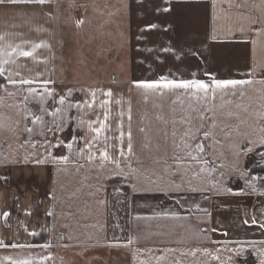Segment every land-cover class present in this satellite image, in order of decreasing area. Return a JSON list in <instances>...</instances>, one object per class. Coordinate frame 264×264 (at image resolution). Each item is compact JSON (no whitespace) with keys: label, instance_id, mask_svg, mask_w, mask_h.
<instances>
[{"label":"crops","instance_id":"obj_1","mask_svg":"<svg viewBox=\"0 0 264 264\" xmlns=\"http://www.w3.org/2000/svg\"><path fill=\"white\" fill-rule=\"evenodd\" d=\"M160 2L47 0L43 5L0 6V49L32 52L30 57L0 55L8 60L0 67L5 77L36 81L13 86L0 77V85L6 86L0 89V177H7L0 179V264L25 259L33 264H91L96 254L98 264H107L114 257L106 245H129L133 218L152 214L170 221L179 215L173 221L179 233L187 231L189 264L226 262L228 254L236 263L250 259L259 264L264 258V228L251 223L253 217L264 223V0H172L171 12L165 14L156 7ZM151 23L157 27L146 31ZM37 44L41 47L34 49ZM206 74L251 83L242 86L243 95L221 94L207 103L180 91L145 95L133 84L161 77L207 82ZM42 81H50L47 88L57 101L47 100L43 106L49 111L61 107V95L66 97L64 131L45 135L53 143L78 138L71 154L66 148L54 150L56 157L69 155L67 163H36L47 155L40 147L45 136L39 134L41 125L23 119V112L26 107L39 114L41 97L28 96L27 90H42ZM108 91L112 97L104 95ZM234 98L238 108L229 111ZM118 100L131 110L125 123L127 132L131 128L133 151L127 152L124 141L121 157L120 142L110 137L117 119L112 108L104 134L111 159H100L105 144L101 136L89 161L82 138L95 133L87 125L95 127L97 118L103 119L104 101ZM174 100L175 141L168 120ZM190 111L192 120L186 116ZM201 115L207 118L201 120ZM44 120L45 128L51 127L53 117L45 115ZM56 120L61 121V114ZM25 123L34 128L31 137ZM189 127L195 138L188 142L204 145L198 161L188 159L184 147ZM204 132L208 139L202 138ZM149 177L181 190L156 198L164 192L143 188ZM150 205L156 213H148ZM5 212L10 213L6 220ZM89 245L99 250L89 254ZM217 252L222 255L213 254Z\"/></svg>","mask_w":264,"mask_h":264},{"label":"snow or ice","instance_id":"obj_2","mask_svg":"<svg viewBox=\"0 0 264 264\" xmlns=\"http://www.w3.org/2000/svg\"><path fill=\"white\" fill-rule=\"evenodd\" d=\"M47 2V0H0V6H8V5H21V4H37V5H43ZM172 0H161V2L156 6L157 9L161 12V14L165 13H170L171 4ZM157 27L155 23H151L146 25L145 30L146 31H152ZM4 37L0 36V40H3ZM34 49L41 47V45L37 44L33 46ZM15 53L16 55L23 56V57H30L32 56L31 51H18L17 49H12L11 52L5 53L4 50L0 49V55H7L8 57H11ZM193 55H196V53H193ZM8 63V60H0V65ZM210 76V79L206 82L203 79L199 78H190V79H176V78H168V77H161L156 80L152 81H134V87L137 90H142L145 95L148 94H157L159 93L160 95L165 94V90L168 92H174V91H180L184 93L185 95H188L190 97L195 98L196 101H204L207 103L210 100H215L217 97V94H227L229 91L231 92L232 95H235L238 90H241L242 86L250 84V80H242V79H219L216 78L214 75L211 74H206ZM0 77H4L8 84H11L13 86H16L17 84L20 85H32L36 81L33 79H25L21 78L19 81L12 79L10 76L5 77V69L3 67H0ZM42 83L45 85V87L42 90H37L35 88H29L27 90L28 96L31 97H36L40 96L41 100L39 103L42 105L39 109V114L32 112L31 110L27 109L25 107L24 112H23V119L25 121H29L31 125H41L40 132L39 134L42 136H45V139L43 143L40 145V147H43L45 149V152L47 153L45 159H36L37 164H47V163H53V162H59V163H67L69 160V155H62L59 157H56L54 155V150L58 148H66L68 150V153L71 154L73 150V145L76 143H79V140L76 136H73L71 138L70 142H65L63 139H56V142L53 143V141L47 139V136L45 135V131L53 133L55 135L56 131H64L65 129V124L68 123V121H65L63 119V107L66 104V97L64 95H61L58 99V104L61 107H55L53 110L49 111L47 107H44L43 105L47 102L49 98L52 99L53 103H56V97L53 91L49 90L47 88V84L50 83V81H42ZM0 89L6 90L5 85H0ZM11 95V93H9ZM69 95H71V90H69ZM107 97H112V92L108 91L104 93ZM241 95H243V92L241 91ZM28 96L25 97V102H27ZM91 96L93 98V101L95 100L96 93L92 92ZM108 103L109 101H104L101 105L105 109L103 113V119H100L99 117L96 120V126L94 127L92 123H88L87 127L90 133H95L94 136H85L82 139L84 140V145L85 148L88 150V155L87 159L89 161L94 160V156L91 154V150L94 147V143L98 140H100L101 136L104 137L105 144L103 145V150L100 153V159L101 161L107 162L111 159L109 152L107 151L108 144L106 143L107 140L109 139L105 134L106 131L109 130V125L106 123V121L109 119L110 116V110L108 109ZM119 103V101H117ZM73 106L72 102H68V107L71 108ZM93 105L91 103L87 104V107L91 108ZM77 109H79L80 105L77 103L75 105ZM209 111L212 109L209 108ZM131 110L129 109V121L131 120V115H130ZM58 114H61V121L57 123L56 117ZM48 115L53 117V120L51 122V127L45 128V120L44 116ZM123 116V113L120 114ZM207 117L205 115H201L200 119L204 120ZM80 123H83L81 121ZM215 127V125H213ZM24 131L31 137V135L34 133V128L28 126V123H25ZM143 131V129H141ZM124 137H125V132L123 131V124L120 125V134H119V155L121 157L125 156V150H124ZM127 152L132 153L133 151V143H132V132L131 128L129 126V130L127 132ZM195 138V131L189 127V129L186 130L184 133V147L188 149V159H191L192 161H198L202 159V154L204 152V145L202 143H195L191 144L188 141L192 140ZM203 139H208L209 138V133L204 132L202 134ZM262 144H264V141H261ZM33 147H36L37 145L33 143ZM115 147V146H113ZM251 150V149H250ZM77 152L81 155L84 154V149L77 148ZM195 153V154H193ZM262 159H264V153L261 154ZM27 158H25V163H27ZM115 162V161H114ZM199 171H204L203 168H201ZM127 179V177H125ZM0 179L7 180V177H0ZM255 179V178H253ZM215 187V186H214ZM181 188L179 185L176 186L174 191H180ZM135 191V188H134ZM160 191H163V189H160ZM190 191L196 192L198 189L196 188H191ZM225 192L228 194L236 195V194H241V193H235L233 192L232 189H225ZM168 193L165 192V195ZM261 195H264V192L261 193ZM179 203V201H177ZM10 215L9 212L3 213V217L6 220L7 217ZM48 215H51L49 212ZM174 218L180 219L178 214H173ZM245 224H248L249 221L245 220ZM252 224H258L259 226L264 228V223L258 222L255 217L252 218L251 220ZM213 231H216L213 229ZM32 235H36V233H31ZM131 242V241H129ZM2 244V242H0ZM26 245L23 244H12L10 247L16 248L20 247L23 248ZM30 246V245H28ZM47 247V245H45ZM243 249H240L237 251V255L242 254ZM261 257H264V252L260 253ZM216 259H219V257H215ZM10 259V258H9ZM231 261V257L229 258ZM10 264H33V261L30 259H25V260H16V261H10ZM259 264H264V258L260 259Z\"/></svg>","mask_w":264,"mask_h":264},{"label":"rangeland","instance_id":"obj_3","mask_svg":"<svg viewBox=\"0 0 264 264\" xmlns=\"http://www.w3.org/2000/svg\"><path fill=\"white\" fill-rule=\"evenodd\" d=\"M123 54L121 55V59H123ZM119 66V64H116ZM241 90L236 92V95H240ZM175 96V93L173 94ZM217 95H221L218 93ZM227 95H232L229 91ZM175 98V97H174ZM115 104L109 103L112 106L110 107V111L112 113V108L115 112L116 116V124H115V133L111 134L110 137L115 142H119V134H120V125L123 124V131L125 132L124 141H127V121L125 123V118L128 119L129 111L127 107L124 105L123 100H118ZM101 105V104H100ZM235 103V98L233 101L228 103V109L237 110ZM173 108L171 109V114L168 120L171 121V128L173 126V130L171 129V136H173L172 140L175 141V114L173 115V110L175 111V100L174 104H172ZM126 110V113H125ZM198 112V110H196ZM123 113V116L120 114ZM126 114V115H125ZM128 114V115H127ZM187 119H191L192 113H187ZM199 120V119H196ZM157 181H152L149 177L146 182H143V188L146 189H155L160 190L161 193L159 194L160 197L155 196L156 198L163 197L165 192L167 195H164L165 198H170L168 195L174 192L175 184H163L158 183ZM148 213H156L155 206L150 205V209H147ZM141 218V217H140ZM133 218L132 225H131V236L129 245H106L108 252L112 258L114 257L113 261H109L107 264H189L188 263V245H187V231L185 229L184 234L179 233V231L175 228V220L173 221L172 218L170 220H164L161 218L160 215L152 214L146 217H142V219ZM73 221H71L72 223ZM100 238V236L98 237ZM95 240V239H94ZM97 240H95L96 242ZM183 242V243H182ZM85 248V247H84ZM103 247H100V249ZM85 250L88 251L89 254H92L93 251L99 250L97 247L89 245ZM105 250V249H104ZM107 252V254H108ZM214 255H222L219 252L213 253ZM98 254L92 256L91 264H98L99 259ZM226 262L223 261H216L214 264H258L250 259H245L242 263H236L232 260V257L228 254ZM231 257V261L229 258ZM85 260V255H83ZM78 263V258H76ZM80 260V259H79ZM76 262V261H75ZM84 263L87 261H83Z\"/></svg>","mask_w":264,"mask_h":264}]
</instances>
